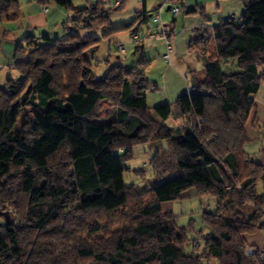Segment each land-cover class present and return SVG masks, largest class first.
Listing matches in <instances>:
<instances>
[{"label": "trees", "instance_id": "trees-1", "mask_svg": "<svg viewBox=\"0 0 264 264\" xmlns=\"http://www.w3.org/2000/svg\"><path fill=\"white\" fill-rule=\"evenodd\" d=\"M35 1L47 7L62 0ZM86 1L69 5L78 30L44 43L27 36L14 55L21 77L0 86V215L7 221L0 223V264H264L260 248L247 253L246 237L264 230V165L245 148L264 84V0H244L241 16L221 19L191 39L189 50L205 65L191 72L196 91L175 101L181 126L167 123L172 104H148L150 60L143 44L136 45V65L107 59L97 73L101 37L83 35L109 27L125 0L113 7ZM178 1L168 0L170 9ZM179 7L210 21L205 6ZM20 17L19 0H0V21ZM148 20L138 11L104 35L122 28L133 34ZM104 100L113 107L101 122ZM28 106L34 118L18 129ZM252 124L259 126L257 117ZM144 143L157 145L149 165L156 179L167 177L169 199L191 189L216 199L215 210L202 212L209 231L200 233L201 247L187 250V228L163 210L161 182L126 183L127 171L143 170L126 163ZM9 208L22 222L4 214Z\"/></svg>", "mask_w": 264, "mask_h": 264}, {"label": "rangeland", "instance_id": "rangeland-1", "mask_svg": "<svg viewBox=\"0 0 264 264\" xmlns=\"http://www.w3.org/2000/svg\"><path fill=\"white\" fill-rule=\"evenodd\" d=\"M142 0H127L120 10L113 12L111 15L110 27H120L124 24L130 23L137 15L138 11H141L143 7H141ZM35 0H19L20 3V11L21 17L13 22L16 24L15 30L20 29V25H22L24 20L30 21V16H34L35 14ZM97 0H92V3H96ZM179 2V1H178ZM162 3L164 6L162 16V23L171 24L175 26V33L178 34L179 31L182 30L183 19L185 17V12H182L179 16H175L171 9H168V6H171L172 3L166 0H148V14L149 20L145 23H142L138 28V31L141 33H152L157 32L161 29V27L154 22L153 18L157 15L158 11L157 5ZM89 4L86 0H62V1H51L46 6L49 7L50 13H48V18H50V24L46 29H40L37 31V34H41L39 40L48 41V38L52 40L60 39L66 37L68 33L74 32L78 30L80 27L77 22H72V18L74 16V11L69 5H73L74 7H84ZM176 5V4H174ZM173 5V6H174ZM207 14L210 17V21L208 22L209 27H213L220 22L221 19L228 18L230 16H241L245 10L244 0H217L216 3L212 5H208ZM194 16V14H192ZM190 15V16H192ZM200 16V15H199ZM201 17V16H200ZM70 19L69 26L66 28L64 24ZM177 20V21H175ZM5 23H9L8 21H1L0 26ZM106 27V26H105ZM106 29L104 27H100L97 31H82L86 32L84 37H88L92 34H97L96 36L101 37L99 42L98 50L94 54V68L96 69L99 75L103 74L105 69L107 68V59L110 60L111 63H115L120 61L121 64L125 66L131 67L136 65L138 55H135L136 45L130 40L131 30L130 28H122L116 29L108 35H104ZM47 36L48 38H46ZM124 44L126 50L125 51H117V47L119 49V45ZM165 45L161 40L149 39L146 41L143 47V53L146 58L150 60V64L146 70L147 80L150 82V88L147 90V98L148 104L150 107H154L164 103H170L173 106V112L170 119L167 123L170 126H175V113L177 111L175 101L179 94L184 91L191 90L193 92L196 89H193L191 83V73L186 69V62L176 58H173L174 64L169 67L167 62L165 61L163 55L165 54ZM190 56L194 57L191 58ZM185 60L187 59H198L196 58V54L193 51H189L188 55L182 56ZM201 65L198 62L197 70L201 69ZM225 70L230 71L228 67H225ZM231 72V71H230ZM233 72V71H232ZM181 86H184L183 91H177ZM113 104H111L108 100L103 101L102 109L100 112V121H104L106 115L112 109ZM34 118L33 108L31 106L25 107L20 122L18 124V129L21 128L22 124L27 122L28 120H32ZM164 145H167L166 142H163ZM153 146L157 145H149L148 143L140 144L139 146H135L133 151L135 153L134 158L128 161L126 164L134 169H143L140 173H134L127 171L124 174V178L127 184H139L147 186L153 184L156 177L154 175L153 170L150 168V160L152 155L154 154ZM143 174V175H142ZM167 177L158 178L157 181L161 182V186L157 189L158 195L162 201L163 210H171L173 211L177 218V224L182 227H186L188 231V241L186 242L187 250L193 251V248L197 249L201 247L200 243V233H207L209 228L205 226L202 222V212L204 210H215L216 208V199L210 195H204L199 198L196 195L195 189H191L187 191L184 196L177 200L169 199V185L167 184ZM259 190L264 192V184L260 183ZM9 211L8 217H10L11 221L15 223L22 222L20 218L18 210L14 208L7 209ZM95 221L98 222L97 219ZM7 221L3 215H0V223L5 224ZM100 222H104V217L100 219ZM259 231V230H258ZM256 231V232H258ZM261 233L264 235V230H261ZM43 239L41 241H45ZM260 240V239H259ZM262 240V239H261ZM73 244V243H72ZM71 245V244H70ZM249 245V244H248ZM251 247H255L253 245H249L247 250ZM264 250V249H262ZM205 264H217L215 262Z\"/></svg>", "mask_w": 264, "mask_h": 264}, {"label": "crops", "instance_id": "crops-1", "mask_svg": "<svg viewBox=\"0 0 264 264\" xmlns=\"http://www.w3.org/2000/svg\"><path fill=\"white\" fill-rule=\"evenodd\" d=\"M126 1L127 0H125V2ZM147 1L148 0L141 1V7H143L141 11L144 10L148 14L149 10L147 6ZM216 1L217 0H179V2L176 3V5L177 6L202 5V6H205L207 10V8L209 9L208 5H212L213 3H216ZM36 3L37 2H35L34 4ZM161 4L162 3L158 4L157 8L160 7ZM47 8L48 10H45L44 5L37 3L34 7L35 9L34 16H30V21L24 20L22 25H20V29L17 31L15 30L16 24L13 23L16 21H8L9 23H7V25L3 23V25L0 26V86L7 87L11 79L18 80L21 77L18 69L14 68V64L16 62V60L14 59L16 48L19 44H25L26 37L29 35L35 36L38 42H42L41 40H39L41 34H37V31L40 29H46L48 25L50 24L49 22L50 18H48V13H50V9L48 6ZM181 13L182 12L178 14H174L173 12L175 16H179ZM163 24L166 27H168L170 31L175 30V26L171 24H165V23ZM208 24L209 23H205L202 17H200L199 15H194V16L185 15L183 19L182 30L179 31L178 34L174 32L173 38H171L172 46H173V50L171 52L172 65L174 64L173 58H176L177 60L181 59L187 63L186 69L190 73L192 72V70H197L196 67L198 65V62L202 64L201 69H203L205 65L204 59L196 56V58L198 59V61L196 62V59H194V61H192V59L185 60L182 56L189 54V51H190L188 48L189 43L191 39L197 34V32H201L204 30L209 32L213 30L214 26L209 27ZM108 28H109L108 26L104 27V29L106 30ZM45 37L48 38L47 36ZM48 39H51V38H48ZM156 40L163 41L166 47L164 39H162L161 37H158ZM145 43L143 44V46L145 45ZM190 57L194 58L192 56ZM172 65H168V66L171 67ZM201 69H198V70H201ZM183 90H184V86H181L177 91H183ZM255 97H256V102H257V108L256 110L253 111L251 115L250 123L248 125V132H249L251 141L246 145L245 148H246V151L256 161L264 165V84L260 87ZM255 117H257V122L259 125L258 127L253 126L252 124V121L255 119ZM174 122L176 123L175 126H181L182 124L185 123V120L182 118H179V119H175ZM246 237H247L249 245H253L260 249H264V235L261 233V230H259L258 232L252 233V234H247Z\"/></svg>", "mask_w": 264, "mask_h": 264}, {"label": "built area", "instance_id": "built-area-1", "mask_svg": "<svg viewBox=\"0 0 264 264\" xmlns=\"http://www.w3.org/2000/svg\"><path fill=\"white\" fill-rule=\"evenodd\" d=\"M107 7H113V6H119L123 0H101ZM168 1V0H166ZM164 6L161 5L158 8L157 15L153 18L154 22L159 24L161 29L157 32H152V33H141L139 31L131 34L130 40L135 44V45H142L144 44L147 40L149 39H157L158 37H161L162 39L165 40L166 44V52L163 55L164 59L167 61L168 65H172V57H171V52L173 50L172 46V37H171V31L162 23V18H161V13L163 12ZM45 10H48L47 7H45ZM171 10L174 12V14H178L181 11V8L177 5H174ZM119 50L125 51V45L120 44L119 45ZM257 248L251 247L250 249L247 250L248 254H253L254 252H257ZM261 255H264V250L261 249Z\"/></svg>", "mask_w": 264, "mask_h": 264}, {"label": "water", "instance_id": "water-1", "mask_svg": "<svg viewBox=\"0 0 264 264\" xmlns=\"http://www.w3.org/2000/svg\"><path fill=\"white\" fill-rule=\"evenodd\" d=\"M168 9H170V6L168 7ZM4 214L8 217V212H4Z\"/></svg>", "mask_w": 264, "mask_h": 264}]
</instances>
